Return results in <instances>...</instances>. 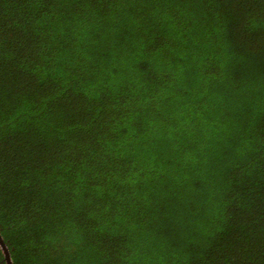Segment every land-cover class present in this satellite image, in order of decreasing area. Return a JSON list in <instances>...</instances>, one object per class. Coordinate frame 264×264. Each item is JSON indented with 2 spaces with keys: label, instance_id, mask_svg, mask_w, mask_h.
I'll use <instances>...</instances> for the list:
<instances>
[{
  "label": "trees",
  "instance_id": "1",
  "mask_svg": "<svg viewBox=\"0 0 264 264\" xmlns=\"http://www.w3.org/2000/svg\"><path fill=\"white\" fill-rule=\"evenodd\" d=\"M0 236L12 264H264V0H0Z\"/></svg>",
  "mask_w": 264,
  "mask_h": 264
},
{
  "label": "water",
  "instance_id": "2",
  "mask_svg": "<svg viewBox=\"0 0 264 264\" xmlns=\"http://www.w3.org/2000/svg\"><path fill=\"white\" fill-rule=\"evenodd\" d=\"M0 249L2 250L3 256H4V260L6 262V264H12L7 247L5 246L3 239L0 236Z\"/></svg>",
  "mask_w": 264,
  "mask_h": 264
}]
</instances>
